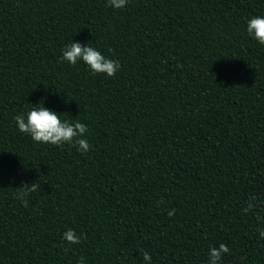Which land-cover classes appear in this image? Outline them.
I'll use <instances>...</instances> for the list:
<instances>
[{
  "label": "trees",
  "instance_id": "1",
  "mask_svg": "<svg viewBox=\"0 0 264 264\" xmlns=\"http://www.w3.org/2000/svg\"><path fill=\"white\" fill-rule=\"evenodd\" d=\"M254 16L264 0H0V264H208L221 243L220 264H264ZM72 42L119 71L62 61ZM43 105L86 124L91 149L21 133L15 116Z\"/></svg>",
  "mask_w": 264,
  "mask_h": 264
},
{
  "label": "clouds",
  "instance_id": "2",
  "mask_svg": "<svg viewBox=\"0 0 264 264\" xmlns=\"http://www.w3.org/2000/svg\"><path fill=\"white\" fill-rule=\"evenodd\" d=\"M108 6L114 9H123L129 0H107ZM247 32L253 36L259 44L264 45V16H254L247 21ZM62 61H67L70 65H76L78 61L85 63L93 74H106L113 77L120 69V62L105 57L100 51L93 46H84L81 43L72 42L63 50ZM15 124L21 133L30 135L31 139L37 143L51 144L62 146L68 144L75 146L77 151L82 154L87 153L91 149V145L85 135L88 131L86 124L79 122H69L61 120L60 114L46 108L33 107L26 115L19 114L14 118ZM41 185L33 182L31 184L24 183L18 187L16 198L19 199L24 207L28 206V196L38 191ZM162 203V201H161ZM256 205L252 201L248 202L245 213L252 210ZM175 209L168 213L173 216ZM261 237H264V229H260ZM64 240L68 244H78L86 236H81L74 229H68L63 234ZM229 252L227 245L221 243L219 247H211L209 249L208 264H220L224 254ZM143 259L146 264H151V255L143 252ZM79 264H85L84 258L81 257Z\"/></svg>",
  "mask_w": 264,
  "mask_h": 264
}]
</instances>
